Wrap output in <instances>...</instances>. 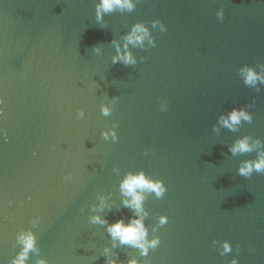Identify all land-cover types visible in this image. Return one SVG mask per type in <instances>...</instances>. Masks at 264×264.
<instances>
[{"label":"water","instance_id":"obj_1","mask_svg":"<svg viewBox=\"0 0 264 264\" xmlns=\"http://www.w3.org/2000/svg\"><path fill=\"white\" fill-rule=\"evenodd\" d=\"M97 3L0 0V264L27 232L38 252L26 264H105V248L125 264H264V173L237 174L264 152V85L239 75L245 65L264 75V0H133L99 22ZM137 23L155 46L129 44L136 64H113L112 41L123 50ZM246 107L250 123L219 124ZM114 123L116 143L101 135ZM244 136L259 144L232 155ZM140 172L167 188L162 199L143 193L149 239L161 240L148 257L113 248L107 226L90 223L138 218L120 184ZM101 198L107 206L93 211ZM224 240L233 253L221 257L213 241Z\"/></svg>","mask_w":264,"mask_h":264},{"label":"clouds","instance_id":"obj_2","mask_svg":"<svg viewBox=\"0 0 264 264\" xmlns=\"http://www.w3.org/2000/svg\"><path fill=\"white\" fill-rule=\"evenodd\" d=\"M135 7L133 0H98L96 4V18L97 21L103 19V15L116 11V10H127L132 11ZM217 20H224V10L221 8L217 13ZM159 27L161 32L167 31L166 26L161 21H154L152 23V28ZM147 41L149 45L155 46V42L152 38L151 31L148 26L143 23L135 24L131 32L125 37V43L123 45V50L116 41H112L116 45L117 54L112 58L113 64H122L125 67L136 64V58L133 56L132 52L128 49V45L133 46L140 45L143 46L144 42ZM239 75L243 80V83L247 87L256 88L257 91L260 90L259 86L264 85V75L260 72H257L251 66H242L239 69ZM114 99L110 104L101 105L100 113L104 117H108L113 112V106L116 104ZM248 107H251L249 105ZM85 117L83 110H78L77 118L82 119ZM253 117L251 112L248 111V108H233L227 114L222 115L219 119V124L222 127L229 129L230 131H237L238 126L242 123L252 121ZM118 124H113L110 128L101 133L103 139L111 140L112 143L118 142L117 129ZM259 144V141H252L248 136H244L235 141V143L229 148V151L232 155L250 153L254 150ZM254 173H264V152L258 153L257 158L254 160H245L243 161L239 168L237 169V174L250 178ZM65 181L72 179L71 174L69 173L64 177ZM120 189L122 194L125 197H130V199L123 200L124 207L134 210L135 216L138 218H132L127 223L123 219L117 220L115 223H109L107 220L102 219L100 216H92L90 223L106 225L107 233L113 241L112 247H117V242L121 246H128L135 248L139 251L142 257H148L150 251L155 250L159 247L161 240L159 236H155L149 239L148 229L144 224V218L147 213L143 209V201L145 199L143 193H154L155 196L159 199H162L166 192L167 188L162 180H153L148 177L143 172L138 174H127L120 184ZM106 202L104 198H101V203L99 209L96 207L93 208V211H103L106 207ZM168 223L166 217H161L159 224L161 226ZM155 231V230H154ZM19 243L22 245L21 250L16 254L15 257L11 259L9 264H26V261L29 259L30 252H38L36 247V238L32 232L21 233L18 237ZM215 246H218L219 255L221 257L228 256L233 253L232 244L227 241H213ZM111 250L108 248L104 249L105 264H125L124 261L119 259L118 253H111ZM235 253L238 256L240 253V246L236 245ZM37 264H47L43 259L37 260ZM127 264H138L136 259H130L127 261ZM229 264H239L238 260L234 257L229 261Z\"/></svg>","mask_w":264,"mask_h":264}]
</instances>
